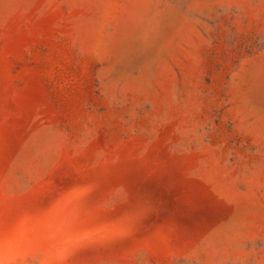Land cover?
<instances>
[{"label":"rangeland","instance_id":"rangeland-1","mask_svg":"<svg viewBox=\"0 0 264 264\" xmlns=\"http://www.w3.org/2000/svg\"><path fill=\"white\" fill-rule=\"evenodd\" d=\"M0 264H264V0H0Z\"/></svg>","mask_w":264,"mask_h":264}]
</instances>
